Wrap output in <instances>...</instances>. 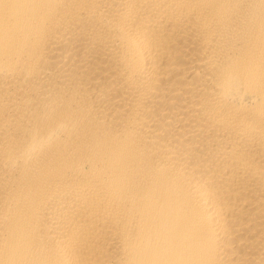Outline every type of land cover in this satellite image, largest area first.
Returning <instances> with one entry per match:
<instances>
[{"label": "bare ground", "instance_id": "bare-ground-1", "mask_svg": "<svg viewBox=\"0 0 264 264\" xmlns=\"http://www.w3.org/2000/svg\"><path fill=\"white\" fill-rule=\"evenodd\" d=\"M0 264H264V0H0Z\"/></svg>", "mask_w": 264, "mask_h": 264}]
</instances>
